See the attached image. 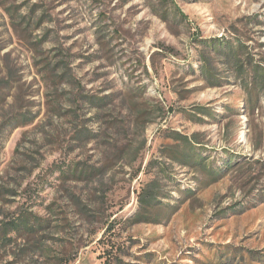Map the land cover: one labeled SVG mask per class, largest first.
Masks as SVG:
<instances>
[{
  "label": "rangeland",
  "instance_id": "374dc122",
  "mask_svg": "<svg viewBox=\"0 0 264 264\" xmlns=\"http://www.w3.org/2000/svg\"><path fill=\"white\" fill-rule=\"evenodd\" d=\"M257 71L264 0H0V264H264Z\"/></svg>",
  "mask_w": 264,
  "mask_h": 264
},
{
  "label": "trees",
  "instance_id": "16d2710c",
  "mask_svg": "<svg viewBox=\"0 0 264 264\" xmlns=\"http://www.w3.org/2000/svg\"><path fill=\"white\" fill-rule=\"evenodd\" d=\"M208 47L210 48L211 51L215 52V53H220V52H225V54L228 55V62L229 64L232 66V64L234 65H238V63L235 62L234 58L236 56V51L233 49V44L232 43H228V44H224L222 43V40L220 39H215L211 42L208 43ZM239 67H243L242 65H239ZM207 78H211L212 77V69L210 67H205L204 70L202 71ZM258 74V78H257V82L259 84V82H261V89L260 92L263 93L264 92V73H260L259 71H257ZM253 90V88H250ZM206 112V111H204ZM199 140V139H197ZM180 141L185 144L184 147H182V149L184 150L185 155H179L180 157H178L179 160H181L182 162H185V164H195L194 161H196V159H199L198 161H196V164L199 168H206V163H202V159H200L199 155L196 153V145L194 144V142L189 139L188 137H184L181 136L180 137ZM198 142V141H197ZM187 152H191L190 154ZM193 160V161H192ZM192 161V162H191ZM151 194V191H148L147 194ZM152 195V194H151Z\"/></svg>",
  "mask_w": 264,
  "mask_h": 264
}]
</instances>
